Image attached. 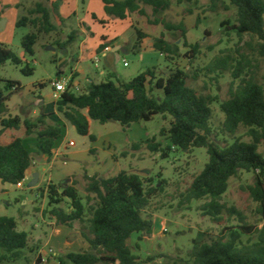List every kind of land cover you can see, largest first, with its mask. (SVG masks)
<instances>
[{
  "label": "trees",
  "instance_id": "trees-1",
  "mask_svg": "<svg viewBox=\"0 0 264 264\" xmlns=\"http://www.w3.org/2000/svg\"><path fill=\"white\" fill-rule=\"evenodd\" d=\"M208 1L211 12L221 8L227 10L226 2L236 8L237 19L232 29L241 40L245 35L257 39V52L264 60V0ZM60 3L61 0L52 8L37 3L17 22V28L31 26L35 30L22 39L26 55L34 57L35 46L42 34L50 35L58 30L52 19L54 15H59ZM103 3L106 14L121 21L132 15L146 17V8H150L156 16L155 21L149 22L150 27L154 31L159 26L163 27L160 35L154 38L155 51L171 64L179 58L180 46L167 39V33L177 32L184 40V46L190 49L185 57L190 62L196 59L200 45L188 43L185 21L174 24L158 17V14L171 9V0H103ZM4 13L3 0H0V20ZM93 18L97 19L95 15ZM227 24L224 22L222 25ZM135 32V48L140 49L142 41L149 36L138 28H135ZM76 33L72 34L68 43L75 41ZM68 43L57 42L55 46L60 50L66 49ZM104 48L103 45L100 50ZM224 53L205 68L209 74H224L233 69V79L240 80L237 87L231 88L230 98L220 105L225 117L220 132L233 137L241 128H245L251 139L246 142L236 138L232 144L224 147L212 139V104L217 97L200 94L188 85L189 79L199 78L198 73L191 76L180 68L167 72L152 68L130 81L117 83L113 81L115 75L109 74L99 84H88L82 93L72 90L63 93L56 102V111L61 116L58 123L52 122L50 116L45 114L35 120L12 116L7 103L21 90V85L0 78V192L2 185H17L35 166V158L24 144L25 138L34 137L38 155L51 159L53 149L63 135V121L94 142L96 138L90 132L92 120L101 124L114 121L130 127L135 123L152 121L160 115L165 119L171 118L170 126L160 132V137L169 144L164 146L163 141H158L156 137L142 142L152 153H161L162 158H168L173 151L189 153L195 149H206L209 156L203 171L194 177L184 194V203L205 201L201 206L203 214L218 224L225 214L236 215L244 221L238 209L229 208L222 201L232 178L240 172H253L256 173V180L248 191L264 216V154L260 152V146L264 144V75L261 84L252 71L255 68L253 61L245 53L240 54L239 60ZM8 62L22 67L25 76L34 74L33 68L29 65L25 67L22 58L0 43V68ZM248 69L251 72H247ZM75 78L74 75L72 82ZM58 79H61V72ZM157 91L163 92L162 99L156 97ZM138 147L139 144L134 146ZM162 183H159L161 186L147 189L145 180L126 171L112 178L87 177L88 196L85 200L74 186L61 188L52 183L46 185L42 192L49 198L50 219L58 227L86 223L83 236L91 246V251L61 253L57 264H139L140 259L133 253L129 240L134 234L142 237L152 235L153 222L143 213L149 208L151 199L164 190ZM66 200H69L67 207H62ZM228 231V235L222 232L216 239L211 238L208 232H199L188 254L190 261L193 264H264V228L259 232L258 241L248 244L243 243L242 237L253 232L246 223ZM29 241V233L19 230L15 218L0 217V264H10L20 259L23 251L29 247ZM38 263L42 264L39 258Z\"/></svg>",
  "mask_w": 264,
  "mask_h": 264
},
{
  "label": "rangeland",
  "instance_id": "rangeland-1",
  "mask_svg": "<svg viewBox=\"0 0 264 264\" xmlns=\"http://www.w3.org/2000/svg\"><path fill=\"white\" fill-rule=\"evenodd\" d=\"M59 1L23 0L18 8H5L4 15L9 18L11 25L1 35V39L23 59L25 67L29 65L34 69L32 76H25L21 71L22 67L15 66L11 62L0 68V78L21 85V90L15 93L7 104L14 110L18 106H27L29 111L21 112L22 119L35 120L41 115L42 107L38 106L40 99H44L46 105L54 102L53 84L58 80L60 71H63L61 74L63 77L71 75L73 69L82 68L84 74H80L77 79L81 85V92L88 87L86 78L101 83L109 74H114L113 81L117 83L130 81L146 71L145 65L149 64L148 59L143 62L141 56L134 52L137 43L135 28L149 36L147 38L150 39L146 38L149 44L153 43L154 38L163 30L161 26L155 31L150 27L149 22L156 20L150 8H146V17L132 15L127 20L121 21L106 14L103 0H61L59 15H54L52 19L58 30L50 35L42 34L35 46L34 57L26 55L22 48V39L35 30L31 26L17 28V22L27 15L29 9L35 8L37 3H44L52 8ZM171 1V9L158 14V17L174 24L185 21L188 26V43L199 44L200 51L196 59L190 62L185 57L190 49L184 46L180 33H167L168 41L180 46L181 56L172 64L162 58L161 65L156 68L164 72L172 68H180L191 76L198 73L199 78L189 79L188 85L200 94L217 97V101L212 104V139L218 145L223 147L230 145L236 138L250 142L251 139L247 136L245 128H241L233 137L222 135L220 132L225 118L220 105L230 98L231 88L237 87L240 80L233 79V69L224 74L217 72L209 74L205 68L216 57L223 56V52L232 55L236 60L240 59L241 53H245L253 61L255 68L252 71L256 74L258 82L262 84L264 60L257 52L258 40L252 39L249 35H245L243 40L237 36L232 29L236 24L237 10L228 2L225 3L227 10L221 8L217 12H211L208 0ZM94 15L97 17L96 20L93 18ZM224 22L228 24L223 26ZM74 32H77L75 41L68 43ZM57 42L68 43V48L60 50L55 46ZM118 42L130 43L127 54H121L120 61H117L113 54H109L107 58L99 56V61H94L102 45ZM51 47L56 51L51 50ZM124 58L127 59L129 67L124 66ZM247 72H251V69ZM42 84L44 87H41ZM155 95L157 98H163L162 91H157ZM170 122V117L165 119L160 115L152 121L135 123L130 127H124L114 121L101 124L92 120L90 132L96 138L94 142L89 137L81 136L70 123H67V129H64L62 138L56 146L65 148L63 146L71 142H74L75 146L71 148L75 150H88L95 146L108 155L115 156L123 171L136 174L145 180L147 189L161 186L159 183L163 182L164 190L151 199L149 208L143 213L145 218L153 222L152 235L145 236L144 239L142 235L135 234V244L130 242L133 253L140 259L139 264H193L188 254L193 249V240L199 232H208L211 238L216 239L222 235V232L228 235V230L237 229L244 223L252 228L253 234L243 235V243L257 242L259 232L264 228V216L259 211L258 203L251 198L248 191V188L255 183L256 173L240 172L237 177L231 179L229 189L223 197L222 202L229 208L238 209L243 214L244 221L236 215L225 214L220 224L215 223L201 210L205 201H193L191 204L183 202V196L194 177L203 171L209 161L207 150L195 149L189 153L173 151L168 158H162L161 153L154 154L147 145L142 144L156 137L167 146L169 142L160 137V132L163 128H168ZM136 144H139L138 148H134ZM26 145L32 152L31 142L26 141ZM260 152L264 154V144L260 146ZM44 165L46 171L42 172V179L51 173L50 166L47 163ZM149 180L153 181L149 182ZM29 184L30 182H26L23 189L8 186L9 195H0V217L7 216L19 220V230L29 233L30 238L29 247L23 251L21 258L10 264H39L38 255L41 251L45 253L48 249H56L52 244L45 246L51 231H48L46 238L40 229L34 228L43 224V219L45 222L52 221L48 215L50 210L48 195L42 192V189H46V185L42 182L31 188ZM79 189L81 197L85 200L83 186L80 185ZM24 200L28 201L27 205L23 204ZM4 201H9L10 205L6 206ZM68 202L69 200H66L62 207H67ZM37 239H41V242L38 243ZM54 251L59 255L63 253L60 250ZM45 264L57 263L54 259H50Z\"/></svg>",
  "mask_w": 264,
  "mask_h": 264
},
{
  "label": "crops",
  "instance_id": "crops-1",
  "mask_svg": "<svg viewBox=\"0 0 264 264\" xmlns=\"http://www.w3.org/2000/svg\"><path fill=\"white\" fill-rule=\"evenodd\" d=\"M22 2L23 0H3V6L5 8L11 7L12 9L18 8L19 6H21ZM1 20H4V23L0 27V43L7 45L6 42L2 41L1 35L4 34L9 29L11 25V21L9 20V18L6 17V15H3V18ZM147 39H150V38H147ZM147 39L145 38L142 41L140 49H136L134 47V52H136L138 55L141 56V59L143 62H146V60L148 59L149 64L145 65L146 70L151 69V68H156L158 65H161L162 58H165L162 54L155 51L153 47V43L149 44ZM83 45H85V43H83ZM129 45L130 43L123 44L119 42L115 44H105L104 49L100 50L101 47L98 49V52H97V55L94 61L98 62L99 56L107 58L109 54H113L116 60L120 61L122 59L121 54H127ZM106 49H108V51H106ZM76 62H78V60ZM123 62L125 66V62H127V59L124 58ZM127 67H129V65ZM60 72L61 74H63L62 73L63 71H60ZM80 74H84V71L82 70V68L79 67V69H73L71 72V75L63 76V77L73 78V76L75 75L76 78L74 80V83L81 87L80 82L77 80ZM86 82L88 84L95 83L93 79H90V78H86ZM96 84H99V83H96ZM54 99H55L54 102L49 105H46V102L44 99H40L38 101V106L42 107L41 115L43 114L48 115L50 116V120L52 122L58 123L59 121H61V116L56 111V102L58 99L55 98V92H54ZM9 110L12 116H20L22 118L21 112L29 111V108L27 106L26 107L18 106V108L14 110L9 105ZM63 124H65L64 129H67V123L63 121ZM26 141L27 143L31 142L32 146L30 148L32 152L28 148L27 149L33 154L35 158L34 168L36 172L39 173V181H38L37 186L41 184L42 182L45 185L52 183L60 187L63 186L64 188L67 186H74L80 192L79 188H80V185H82L85 190L84 195L88 196V193L86 192L87 177L96 176V177H99V179L112 178L118 175L121 171H123L118 159L115 156L110 155V154L109 156L105 151L99 150L95 146L90 147L88 150H75L71 148V147H74L75 144L74 146H70V144L63 146L65 148H62V146L57 147L55 145L53 149V156L51 157V159H49L47 156L38 155L37 147H36V139L34 137H29L26 139ZM26 141L24 140V144L27 147ZM71 143H74V142H71ZM45 163H47L50 166L51 173L49 174V176H46L44 177V179H42V172L46 171L45 165H44ZM26 175L29 177V180L27 182H31L33 178V171L31 169L28 170ZM8 186H11L12 188H16L15 186L9 185V184L2 185L0 195L1 194L9 195ZM16 189H19V188H16ZM4 203L6 206L10 205L9 201H4ZM27 203L28 201L24 200L23 204L27 205ZM23 221L26 222L24 218H23ZM17 222H18V227H19V220H17ZM43 222H44L43 224H41L40 226H34V228L35 230L40 229L42 231L43 236H45L46 238L48 237V231H51V235L45 245L46 247L51 246L52 244L54 247L56 246V249L54 250H57V251L60 250V252H63V253L64 252L91 251V246L86 240V238L83 236V231H82V230L85 231V227L87 226L86 223H75L73 227H58L55 225L54 221L45 222V219H43ZM137 235L139 236L140 234H137ZM134 237H135V234L129 240V244L130 242H133L135 244ZM143 238L145 239V236H143ZM37 240H38V243L41 242V239H37Z\"/></svg>",
  "mask_w": 264,
  "mask_h": 264
},
{
  "label": "built area",
  "instance_id": "built-area-1",
  "mask_svg": "<svg viewBox=\"0 0 264 264\" xmlns=\"http://www.w3.org/2000/svg\"><path fill=\"white\" fill-rule=\"evenodd\" d=\"M106 51H108V49H106ZM128 65L129 64L125 62V66L127 67ZM53 87H54L56 99H59L61 95L68 90H72L76 93L81 92L80 86L72 82L71 77H63L61 79H58L57 81L54 82ZM70 146H74V143H71ZM28 180H29V177L26 175V177L21 182H19L17 185H15V187L22 189ZM58 257H59V254L53 249H48L45 253L41 251L38 255V258L41 259V263L43 264L47 263L48 260L50 259L57 260Z\"/></svg>",
  "mask_w": 264,
  "mask_h": 264
},
{
  "label": "water",
  "instance_id": "water-1",
  "mask_svg": "<svg viewBox=\"0 0 264 264\" xmlns=\"http://www.w3.org/2000/svg\"><path fill=\"white\" fill-rule=\"evenodd\" d=\"M3 23H4V20H1V21H0V27L3 25ZM50 49L53 50V51H56V49L53 48V47H51ZM31 170L33 171V178H32V180H31L29 186H30L31 188H34V187H36L37 184H38V181H39V173L36 172V170H35L34 167H32Z\"/></svg>",
  "mask_w": 264,
  "mask_h": 264
}]
</instances>
